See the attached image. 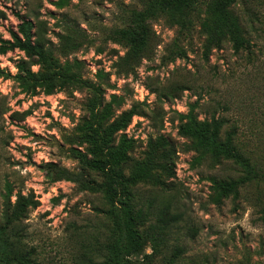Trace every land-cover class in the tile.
<instances>
[{"label": "rangeland", "instance_id": "obj_1", "mask_svg": "<svg viewBox=\"0 0 264 264\" xmlns=\"http://www.w3.org/2000/svg\"><path fill=\"white\" fill-rule=\"evenodd\" d=\"M132 8H142L141 0H0V38L9 39L21 18L31 20L33 42L52 49L60 65L79 60L80 73L88 82L99 81L98 70L108 72L105 99L110 94L124 99L115 112L132 105L142 112L122 131L135 139L132 158L145 157L149 138L162 135L173 146L171 173L156 170L160 181L139 183L134 192L141 202L170 201L172 211L182 213L170 241L184 250L179 264H264V175L213 203L214 181L239 179L244 171L229 159L195 151L182 132L190 110L200 120L221 118L223 133L236 127L238 149L264 162V0H235L232 6L253 53H236L225 43L205 56L202 5L188 30L165 15L150 18L148 49L131 70L123 61L127 49L108 34L122 25L123 12ZM72 31L79 35V46L63 49L59 36ZM23 57L19 49L0 55V67L8 74L0 77V187L9 180L15 192H33L38 198L39 205L26 222L40 264H81L84 246L93 243V234L108 222L95 208L108 205L99 193L82 190L76 183H51L43 164L79 170L67 150L86 152L85 145L65 140L77 136L76 125L86 113L90 92L86 88L48 95L41 90L33 95L23 92L14 77ZM31 70L49 71L44 65H32ZM99 262L95 258L91 264Z\"/></svg>", "mask_w": 264, "mask_h": 264}, {"label": "trees", "instance_id": "obj_2", "mask_svg": "<svg viewBox=\"0 0 264 264\" xmlns=\"http://www.w3.org/2000/svg\"><path fill=\"white\" fill-rule=\"evenodd\" d=\"M234 2L141 0L142 8L125 10L122 25L108 35L127 49L123 61L125 67L132 70L148 49L150 18L165 15L172 24L188 30L192 15L204 5L206 15L200 23L204 55L225 43L236 53L245 51L251 54L253 45L233 12ZM33 26L31 20L21 18L17 30L10 32L9 39L0 38V55L14 49L25 54L17 62V73L14 75L21 90L32 95L39 90L48 95L56 90L71 88H86L90 92L85 102L86 113L76 125L77 136L65 140L78 146L85 145L86 152L75 147L67 150L69 157L77 160L79 170L75 172L55 162L43 164L45 176L51 183L59 180L76 183L82 190L99 193L108 205L106 209L95 208L104 214L108 222L93 234L94 242L84 246L86 250L81 254L80 263L91 264L97 258L99 264H179L178 258L184 250L179 244L171 246L170 241L182 213L172 211L170 201L159 205L151 200L141 202L134 192L139 183L159 182L156 170L171 173L175 149L161 135L149 138L145 157L132 158L131 153L136 148L135 139L122 131L129 126L133 116L141 115L139 107L132 105L116 113L114 107H120L124 99L117 94H110V98L105 99L103 85H110L107 82L108 72L98 70L95 75L99 81L88 82L80 73L82 62L79 60H74L71 66L60 65L52 49L33 42ZM59 37L63 39V49L79 46V35L75 31ZM97 51L102 52L100 48ZM32 65H44L49 71H32ZM6 75L0 67V77ZM2 109L0 94V113ZM193 112L190 110L187 115L189 119L182 130L191 139L193 149L217 160L229 159L244 171V176L239 179L214 181L215 192L211 201L220 203L222 198L236 194L238 185L264 175V162H258L238 149L235 143L236 127L229 128V133H223L224 122L221 118L213 116L200 120L193 116ZM223 134L225 136L222 138ZM38 205L39 200L33 192H15L13 183L4 180L0 187V264H40L36 246L29 243L26 222L30 211ZM261 211L264 213V206ZM147 249L150 252H146Z\"/></svg>", "mask_w": 264, "mask_h": 264}]
</instances>
